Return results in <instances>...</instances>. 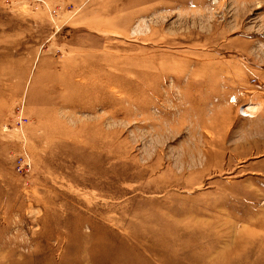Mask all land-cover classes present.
Masks as SVG:
<instances>
[{"label": "rangeland", "instance_id": "374dc122", "mask_svg": "<svg viewBox=\"0 0 264 264\" xmlns=\"http://www.w3.org/2000/svg\"><path fill=\"white\" fill-rule=\"evenodd\" d=\"M45 2L0 0V264H264V0Z\"/></svg>", "mask_w": 264, "mask_h": 264}, {"label": "built area", "instance_id": "2783aa9c", "mask_svg": "<svg viewBox=\"0 0 264 264\" xmlns=\"http://www.w3.org/2000/svg\"><path fill=\"white\" fill-rule=\"evenodd\" d=\"M27 1H32V0H27ZM38 3L41 4H46L45 0H36ZM54 15H57V10H53ZM17 165H16V169L18 173H21L23 176H28L29 172H30V164H29V160L24 158V157H19L17 158Z\"/></svg>", "mask_w": 264, "mask_h": 264}, {"label": "bare ground", "instance_id": "6f19581e", "mask_svg": "<svg viewBox=\"0 0 264 264\" xmlns=\"http://www.w3.org/2000/svg\"><path fill=\"white\" fill-rule=\"evenodd\" d=\"M248 112H247V110H246V114H247ZM247 116H249V115H247ZM263 243H264V240L262 241ZM264 251V250H263ZM228 253V250H224V251H221V252H219V254H218V256H217V259L219 260V259H223V256L224 255H226ZM221 259V260H222ZM217 261V260H216ZM223 262V261H222Z\"/></svg>", "mask_w": 264, "mask_h": 264}]
</instances>
